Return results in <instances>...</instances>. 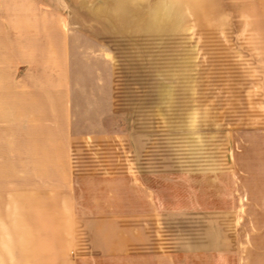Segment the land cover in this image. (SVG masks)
I'll return each instance as SVG.
<instances>
[{"label":"rangeland","instance_id":"rangeland-1","mask_svg":"<svg viewBox=\"0 0 264 264\" xmlns=\"http://www.w3.org/2000/svg\"><path fill=\"white\" fill-rule=\"evenodd\" d=\"M29 7L37 16L57 17L69 38L75 131L125 134L134 99L157 118L183 113L209 124L199 146L176 136L162 146L164 137L154 133L137 157L146 154L150 171L168 174L163 190L192 191L193 180L201 182L202 195L232 194L231 201H217L232 217H200L202 262L210 244L227 238L241 264H264V0H1L0 264H79L86 248L77 251L73 244L86 247L97 238L88 235L86 220L67 215L72 186L56 168L51 139L22 119L18 93L30 79L16 65L15 26L4 13L24 9L26 18ZM144 81L152 87H140ZM145 91L151 98L141 97ZM130 92L137 96L132 102ZM162 92L171 93L166 102ZM81 150L76 157L82 164L96 160L94 151ZM176 161L196 167H162ZM193 171L199 178L184 177ZM107 188L85 182L76 193ZM163 219L151 222L149 232L176 251L178 237L191 234L192 219Z\"/></svg>","mask_w":264,"mask_h":264},{"label":"crops","instance_id":"crops-1","mask_svg":"<svg viewBox=\"0 0 264 264\" xmlns=\"http://www.w3.org/2000/svg\"><path fill=\"white\" fill-rule=\"evenodd\" d=\"M26 10V18L24 9L16 13H4L9 17V23L15 26V44H12V49L16 50V65L23 69L22 77L30 79L19 89L18 97L22 96L23 99L18 104L22 103L25 107L26 113L22 119L27 123L26 127L38 128L42 136L51 139L49 146L53 149L49 151L57 153L52 157L58 163L56 168L64 169L67 179L65 182L72 186V191L66 193L71 207L67 215L81 221L86 220L88 235H97L95 240H88L86 247L80 246L78 240L73 244L77 251L83 252L86 248V253L79 256L78 263L241 264L242 258L234 257V241L227 238L219 240V243L214 241V244L208 246L211 252L207 261L202 262L200 253V249L206 247L199 236L200 217H232L231 208L217 204L218 200H233L232 194L209 192L202 195L198 187L201 182L193 180H190L192 191L184 192L183 188L177 192H169L165 188L163 190L161 186L167 183V177L164 176L168 174L150 171L154 165L151 157L147 158L146 154L142 158L137 157V154L147 152V146L143 149V145L151 141L154 133L164 137L162 146H168L169 136H176L177 141H181L179 138L182 137L183 142L199 146L203 138L208 136L202 132H205L203 128L209 124L196 123L183 113L170 115L162 112L161 117L157 118L151 109L147 111L146 104L143 109L134 99L136 94L130 92V102L134 99V103L130 104L129 131L125 134L112 131H75L69 38L57 17H48L47 14L37 16L39 11H35L33 7ZM143 83L144 85L141 82L140 87L144 89L152 87L149 82ZM170 94L162 92L160 98L166 102L171 97ZM110 95L113 102L115 91L112 90ZM141 95L144 99L151 98L146 91ZM112 102L111 111L116 113ZM158 120L161 121L159 124L154 123ZM81 148L94 151L97 154L96 160L82 164L76 157V153L82 151ZM186 164L176 161L162 167H196L194 164ZM200 175V172L193 171L185 173L184 177L191 179L199 178ZM85 182H98L110 188L78 196L76 186ZM202 201L207 203L202 204ZM79 205L78 210L76 207ZM164 217L192 219L190 228L194 232L191 231L186 238L183 235L178 237L180 244L176 251L168 250V245L163 243L161 237H153L149 232L148 225L153 221L162 222ZM153 218L157 220H152ZM130 220L133 225L124 224Z\"/></svg>","mask_w":264,"mask_h":264}]
</instances>
